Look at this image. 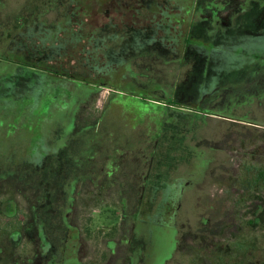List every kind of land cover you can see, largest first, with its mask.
I'll use <instances>...</instances> for the list:
<instances>
[{"label":"rangeland","instance_id":"rangeland-1","mask_svg":"<svg viewBox=\"0 0 264 264\" xmlns=\"http://www.w3.org/2000/svg\"><path fill=\"white\" fill-rule=\"evenodd\" d=\"M145 1L138 14L94 11L96 29L84 26L80 41L67 29L72 0L2 2L0 214L11 199L32 219L42 185L39 211L55 244L77 229L82 251L102 261L106 238L125 237L104 264H217L215 247L241 251L246 241L261 261L264 193L246 183L264 172V0ZM110 22L157 28L158 38L220 58L192 66L145 31ZM65 56V77L31 66ZM99 70L107 87L70 77Z\"/></svg>","mask_w":264,"mask_h":264},{"label":"flooded vegetation","instance_id":"flooded-vegetation-1","mask_svg":"<svg viewBox=\"0 0 264 264\" xmlns=\"http://www.w3.org/2000/svg\"><path fill=\"white\" fill-rule=\"evenodd\" d=\"M103 6L100 7H91L92 10H95L99 12H109L111 8L114 9L116 13H119L120 10L123 9L124 11L133 13H138L140 11L139 1L138 0H102ZM216 2H220V0H215ZM2 2L4 0H0V9L1 8H9L5 5H2ZM149 2L152 3V8L154 6H162L163 4L169 6V2H162L156 0H149ZM148 2V4H149ZM123 3V4H121ZM140 8L138 10H132L130 11V6ZM218 6V5H217ZM220 6L221 3H220ZM149 7V5H148ZM150 7V8H151ZM30 5H23L21 7V10L25 12L28 9H30ZM37 8H41L40 5H37ZM73 8L72 5H70L69 10ZM181 9V7H179ZM237 8V7H235ZM20 10V11H21ZM175 10H178L175 8ZM182 11V10H180ZM119 13L120 16H124V13ZM184 12V11H182ZM92 12H90L91 14ZM105 13V14H106ZM185 22V21H184ZM184 22H179L184 23ZM78 19H75L74 26H77L80 24ZM178 23V22H177ZM112 24L113 26L120 27L124 26V28L127 29H136V26L134 23L128 24V23H105L103 26H110ZM167 44V46H173L171 50L168 49L171 53L174 52H180V55L178 56L180 58V61H185L186 63L192 64V66L199 62H204L203 65L206 68H209L211 59L217 60L220 58L217 54L213 55L211 53L205 52V48H192L193 43H189V41H186L185 43H178L176 40H164ZM180 41V40H178ZM179 46V47H175ZM182 48H181V47ZM194 65V66H195ZM257 72H260L261 75H259V82H261V87L258 86V84L254 88H262L264 90V70H259ZM258 79V77H256ZM258 82V83H259ZM264 92V91H262ZM260 92H258V96ZM253 97V96H252ZM76 184L69 185V189L67 191L68 195L72 194V190L75 189ZM39 199L37 201V204L35 207H33V217L30 219V214L26 213L24 215L15 214L16 210V204L14 201H11V199H7L5 204L7 206V212L5 214H0V217L2 218L1 221H5V226L2 230H0V264H67L70 262V264H104L106 262L105 260L109 259L110 256H115L116 254V247L117 242L121 243V240H124L125 237H122L121 239H117L116 241L115 237L113 238H106V245L107 250L106 255L104 256V260L99 261V256L93 255V253L89 252V255L85 251H82L81 247L82 244L80 242V231L77 229H69L67 226V230L63 237L61 238L59 244H55L50 237L47 235V231L45 230V226L43 224V220L41 218V211L40 207H43L46 202V187H39ZM73 200V198H72ZM71 200V201H72ZM125 216L124 214L122 215ZM17 217H20L19 220ZM17 219V220H16ZM31 220L34 221V226H32V229H30V222ZM16 223V224H14ZM133 233V230L131 234ZM131 236V235H129ZM246 234H243L242 232L236 233L232 238L237 240L238 237H245ZM128 237V236H127ZM244 246H241V251L236 246H223V247H215L214 249H220L221 255L218 256L219 261L217 264H264V259L257 260L256 254L260 251V247H254L249 242H241ZM201 248V255H203V252L205 255L209 256L212 255L213 248L211 247H200ZM219 250V251H220ZM86 253V254H85ZM129 255V251L127 252ZM88 258V259H87ZM138 258V257H137ZM93 260V261H92ZM136 258L134 259L133 264H136ZM168 262V260H167ZM165 263L163 264H167ZM200 264H205L203 262H200Z\"/></svg>","mask_w":264,"mask_h":264},{"label":"trees","instance_id":"trees-1","mask_svg":"<svg viewBox=\"0 0 264 264\" xmlns=\"http://www.w3.org/2000/svg\"><path fill=\"white\" fill-rule=\"evenodd\" d=\"M72 1L73 2L71 3V5H72L73 8H71L67 12L68 17H69V20L78 19L79 22H81V23L78 25V27L77 26H74L75 24L68 25L67 26V29L68 30H72V28H74V32H75L74 36L78 37L79 38V41H80V39L83 38L82 31H83V29H85L84 26L89 27L88 28L89 31H94L96 29V27H94L93 22L91 21L92 19H91V16H90V12L93 13L95 10H92L91 7H96V6L102 7L104 4H103V1L102 0H72ZM131 1H134V0H131ZM138 1H139V6L142 8V10H140V11H144L145 8H146V5H147L146 4V1L145 0H138ZM121 4H123V3H121ZM129 10L130 11L134 10L132 5L130 6ZM95 12H97V11H95ZM97 13L105 14L106 12H103L102 13L101 10H99V12H97ZM133 14H135V13H133ZM136 14H138V13H136ZM68 24H70V23H68ZM105 28H111V29H114V30L115 29L116 30H120V29L123 30V28H120L119 29L118 27L113 26V25L106 26ZM126 30H133V31L134 30H143L148 35L150 34L151 37H154V39L159 40L158 42H160V44H163L164 47L168 48L166 42L164 41L165 38H162V39L161 38H158V33L156 31L157 28H154V29H150V28L149 29H147V28H136V29H126ZM165 30L167 32L168 28L165 29ZM34 38L36 40V36ZM176 39H178V38H176ZM172 40H174V39L172 38ZM36 42H37V45H40V49L42 47L41 44L42 45L44 44V47H46L47 49H48V47L51 46V44H50L51 41H47V42L43 43V42H41L39 40H36ZM176 42H178V41H176ZM178 43H180V42H178ZM175 47H179V46H175ZM172 48H174V47L172 46ZM63 58L62 59H57V60L50 59L48 61L47 60H44V61H41V62H34L31 66H33L35 69H39L41 71V73H46V74L47 73L48 74L51 73V74H54L55 76L57 75L58 77H60V76L65 77V76H67V73L69 72L66 69H68L69 67L63 68V65L65 64V62L68 61V58H70V57L65 56ZM16 60H18V59H16ZM21 61L22 62H19L18 65L20 64L23 67L25 65V62L23 60H21ZM55 64H59L61 66V68H63V69H60ZM105 73L106 72H104V71L102 72V71L99 70V71H97L96 75L94 73V75H92L91 77L82 76V75H75V76H73V74L70 73L71 74L70 77H73L74 79H77V80L82 81L87 86H92V87H107L106 84H104V83H102V82H100L98 80ZM41 78H42V76L41 77H38L37 78L38 81H39V79L41 81L42 80ZM255 95L258 96V94L256 93V94H252L250 97L255 96ZM246 184H249L250 186H254L253 187V189H254L253 192L258 193V194H259V192L264 193V190L257 191L258 189H263L260 186H263L264 187V172H259L257 174V176H255L253 174L251 180L248 179ZM249 189L250 188H248V189L245 188L244 191L249 190ZM249 192H245L246 193V196L249 197L247 199L259 198V197H255V196L254 197H251V194ZM175 207H176V205H173V208H175Z\"/></svg>","mask_w":264,"mask_h":264}]
</instances>
